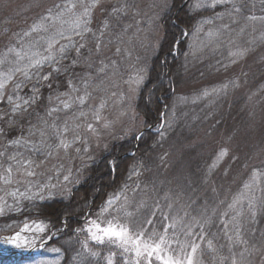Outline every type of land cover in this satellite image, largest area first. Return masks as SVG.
Here are the masks:
<instances>
[{
  "label": "trees",
  "instance_id": "trees-1",
  "mask_svg": "<svg viewBox=\"0 0 264 264\" xmlns=\"http://www.w3.org/2000/svg\"><path fill=\"white\" fill-rule=\"evenodd\" d=\"M99 1L50 0L35 16L18 20L19 25L22 24L19 27L0 30V59L5 57L7 48L22 46L27 50L29 43L40 39L43 34H33L20 45L17 44L18 35L28 30L48 9L66 2L76 3L73 11L82 13L84 6H92ZM121 1L125 0H115L116 5ZM184 1L171 0L169 9L159 16L158 21L164 33L162 44L158 53L151 61L148 60V71L135 103L136 112L148 127L160 123L159 118L163 115L164 128L158 132L147 131L138 141L137 147L136 138L118 140L99 160L84 163L80 169V184L68 199H53V202L45 205L39 201H25L22 202L24 209L6 215L0 222L3 231H12L32 221H43L55 230L64 228L63 219L68 220V225L37 259H9L5 264H57L58 261L59 264H80L76 257L82 247L75 230L84 225L83 220L89 211L99 207L107 196L124 189L125 182L129 188L123 191V195L135 187V182L140 186L148 185V188L140 190L139 209L135 210L134 215L144 220L155 213L157 229L163 223L162 214L186 220L198 213L210 216L211 220L204 225L205 242L201 244L203 261L205 264L231 263L230 259H221L230 256L228 235L232 234L233 223L230 221L233 213L227 204L234 197H242L246 204L249 195L253 197L257 208L264 204V175L258 174L255 180L252 175L254 171L264 173V64H260L264 58L256 62V58L260 57L258 49L264 44V0H226L215 8L209 6L212 0H191L186 7L181 8ZM64 19L70 20L71 13ZM98 22L96 24L94 19H89L91 32L85 36V47L80 50V54L73 47L68 53L69 58L60 62L61 66L72 67L73 71L56 73L52 72L51 67L45 66L42 73L52 72L49 80L38 82L33 79L20 90V96H31V85L38 83L39 100L19 117L16 126L9 127L0 120V126L8 132L5 135L7 140L24 138L39 142L42 139L39 127L45 123V114L48 115L57 97L60 98L70 89L69 80L73 82L78 78L79 70L87 74L93 69L88 62L93 55L91 49L96 48L94 44L102 40L106 23L103 20ZM59 29L60 23L52 25V30ZM209 32L216 35L209 38ZM185 33L188 34L184 38ZM256 35L258 39H255ZM74 40L76 46L82 42L79 37H74ZM61 43L68 41L61 40ZM242 58L248 61L241 66L240 72L226 79L218 78L232 60L240 62ZM73 59L77 61L74 66ZM10 66L6 62L0 65V71H6ZM214 78L219 82H215ZM21 79L22 74L17 73L6 85L5 100L7 95L15 94L14 84ZM206 79L208 83L198 84ZM212 89L217 91L213 92ZM206 90L208 96L203 95ZM11 107L0 102V112ZM12 115L9 111V117ZM255 115H258L260 122L255 125L257 141L254 145L228 150L225 147L216 149L207 143L219 133L232 132L234 135L235 130H241L251 121L247 120H253ZM233 123L236 127L231 126ZM30 132L34 135H30ZM197 138L199 141L196 142ZM194 141L196 144H191ZM222 150H226L227 154H244L235 160L233 170L227 166L223 172L220 171L224 157L217 161V156ZM130 153L133 155H128ZM30 154L35 160L40 157L35 153ZM255 155L259 158L253 162ZM112 161L118 165L114 173L110 169ZM133 172L137 174L129 178ZM234 180H237L236 186ZM245 184L250 185V188H245ZM222 221L228 223L227 230ZM235 224L257 246L264 240V212L258 211L255 219H252L245 210L236 218ZM252 232H255L254 237ZM208 239L213 241L212 249L207 247ZM56 247L61 249L59 254L50 250ZM90 247L100 251L102 256L107 255L104 247L91 244ZM239 250L233 249L237 253ZM117 260L119 262V257ZM85 264H105V261L89 257Z\"/></svg>",
  "mask_w": 264,
  "mask_h": 264
},
{
  "label": "snow or ice",
  "instance_id": "snow-or-ice-1",
  "mask_svg": "<svg viewBox=\"0 0 264 264\" xmlns=\"http://www.w3.org/2000/svg\"><path fill=\"white\" fill-rule=\"evenodd\" d=\"M226 0H212L209 5L215 8L218 4L225 3ZM173 6H175L173 4ZM199 7V5H197ZM76 3H65L64 5H55L54 9H48L46 14L41 16L38 21L34 22L28 30L24 31L22 35H18L17 44L20 45L25 38L31 37L33 34H43L39 40H35L28 44L27 50L22 46L9 47L6 49L5 57L0 59V65L9 63L11 66L6 71H0V102L4 105H11L8 110L0 112V120L9 127H14L18 123V119L32 107L34 103L39 100L37 93L39 92L38 83L32 84L30 88L31 96L22 97L19 95L20 90L27 87V82L37 79L49 80L52 72L59 73L63 71H73L72 67L68 65L61 66V61L68 59V53L71 48H75L77 54L85 47V36L91 32L89 25L91 6H84L83 12H74ZM238 10V9H237ZM71 13V19L65 20L64 17ZM60 23L59 30H52V25ZM216 34L209 32V38H213ZM74 37H79L82 41L76 46ZM61 40L68 41V43H61ZM57 45L59 47L57 48ZM99 44L97 45V49ZM119 51V49H117ZM241 55V53H236ZM11 57V59H9ZM77 63L73 59V66ZM51 67L52 72L42 73L45 67ZM21 73L23 79L14 84V95H7L5 100L4 89L6 85L13 80V77ZM83 79V78H81ZM137 83L139 81H136ZM225 88L227 85L224 86ZM69 88L73 91H78L76 85L69 80ZM87 85H85V95L79 96L77 99L80 104H84L87 96ZM216 92L217 89H212ZM64 95H67L65 93ZM208 96L209 92L206 90L203 93ZM59 99V97H57ZM195 103V100L193 101ZM63 109L68 110L72 107V100L69 98L66 101H61ZM104 105L101 104L100 108ZM59 109L53 107L48 115L56 112ZM9 111L13 114L9 117ZM97 123L100 122L99 112L96 113ZM109 124H104V127H109ZM171 125L169 124V127ZM55 129L54 138L50 137L51 142L41 139L39 142H32L21 139H11L9 147H23L29 153H35L36 156L46 155L51 156L52 152L58 149H63L67 152L73 144L79 139L68 140L66 134L69 131L65 125L61 131L60 126L53 122L50 125ZM89 131H95L92 124L88 126ZM164 128V124H160V129ZM34 135V133H29ZM161 131V135H163ZM8 135L7 130L0 126V136ZM40 135L43 137L44 132ZM139 139L141 137H134ZM58 141V143L56 142ZM86 150V149H85ZM79 151V149H77ZM227 155L226 150H222L218 156L217 161ZM0 156H5V153L0 152ZM10 161L15 162V171L19 172L23 169V175L26 177H35V167L38 166L35 160L30 156H25L23 153H15L8 156ZM215 167V163L213 165ZM118 168L115 161L110 162L111 173H114ZM5 174L0 175V180L6 185L13 183L14 167L10 163L5 169ZM135 172L130 173V177ZM264 175V173L253 172V180L257 175ZM69 176L65 175L64 180L67 181ZM138 187V186H137ZM245 188H250V185L245 184ZM129 185L125 182L124 189L111 196H107L103 203L94 211H89L84 218V226L76 229L77 232L86 234L85 240L82 242V251L77 253L76 259L80 264H85L89 257L103 259L105 264H202L204 252L201 244L205 242L204 225L208 224L211 217L204 213H198L197 216L190 219L183 217H174L171 215L162 214V225L160 229L155 226V213L150 218L140 220L135 217V209L126 210L127 196L123 195V191L128 189ZM12 203H9L4 197L0 196V215H3L6 210L19 209L21 199L24 200H39L43 201L45 196H54L55 193L49 190L47 184L34 183L31 180L25 186V190L21 191L16 188L10 192ZM245 204L242 197H234L232 202L227 204V208L232 211L233 215L231 221L233 228L232 234L228 235V247L230 256L223 259H230L231 264H252L249 257L255 253H260L262 256L260 264H264V240H261L259 246L254 240H250L241 232L239 227L235 224L236 218L245 210L249 213L252 219H255L257 212H264V204L259 208L253 203V197L249 195ZM223 203V202H222ZM215 212V209H213ZM227 215V213H224ZM224 222V221H222ZM68 220H62V226L67 227ZM224 227L228 229V223L224 222ZM33 233L31 240L24 233ZM46 232V225L43 221H33L32 225L25 223L18 231L11 235L0 237V246H10L16 249H29L35 244L37 236L43 241L46 238L43 234ZM251 235L254 237L255 232ZM209 249L213 248V241L208 239L206 241ZM101 246L108 249L106 256H102L98 250H93L90 247ZM234 248L240 249L237 253L233 251ZM52 252L59 254L61 249L56 247L50 249ZM119 257V262L117 258ZM59 264V261L57 262Z\"/></svg>",
  "mask_w": 264,
  "mask_h": 264
},
{
  "label": "rangeland",
  "instance_id": "rangeland-1",
  "mask_svg": "<svg viewBox=\"0 0 264 264\" xmlns=\"http://www.w3.org/2000/svg\"><path fill=\"white\" fill-rule=\"evenodd\" d=\"M48 2L50 0H0V30L7 27H11V29L19 27L22 24L19 25L20 21L18 20L35 16L40 8L49 4ZM170 3L171 0H125L120 2L123 5H116L115 0H100L98 4L89 5L93 8L90 11L89 19H94L96 24L101 20L106 22L103 27L102 40L99 41V48L97 49L98 44L95 43L96 48L91 49L93 55L88 62L93 69L89 70L87 74L82 70L77 72L78 78L73 83L78 91L69 89L66 92L67 95L64 93L56 102H53V107L59 110L52 112L49 116L45 114L46 117L43 120L45 123L39 127L41 132H44L42 139L45 141L51 142L50 137L54 138L55 136V129L50 127L53 122L60 126L61 131L65 125L67 126L69 131L66 138L68 140H74L76 137L79 139L67 152L58 149L53 151L51 156L42 154L35 160L25 148L9 147L11 139L7 140L5 136H0V152L5 153V156H0V175L5 174L4 169L10 163L14 167L11 185H6L0 180V196L12 203L9 193L16 188L24 191L26 184L31 180L34 183L47 184L49 190L55 193L51 197L46 195L43 201L36 200L41 204L51 203L53 199H68L72 191L80 184L78 183L82 176L80 169L84 163L96 162L111 150L113 143L137 137L141 131L148 127L144 123V119L136 112L135 103L148 71V60L151 61L160 50L164 33L158 19L161 13L169 9ZM110 29L111 33H109ZM255 39H258V35L255 36ZM258 53L260 57L256 58V62L264 58V44L259 47ZM247 61V58H242L240 62L232 60L229 67L218 78L226 79L233 73L240 72L241 66ZM260 64H264V60L260 61ZM80 77L83 79L79 80ZM214 81L219 82L216 78ZM202 83H208L207 79L198 84ZM85 85H87V96L85 103L81 105L77 97L85 95ZM69 98L72 100V107L64 110L61 101H66ZM101 104L104 105L103 108H100ZM97 112L100 115L99 123L95 118ZM159 119L160 123L155 125L154 132H157L160 129V124L163 123V117L161 116ZM249 120L251 121L245 124L241 130H235L234 135L232 132L219 133L207 143L216 149L225 147L228 150H232V148L238 150L243 145H254L257 141L255 125L260 122V118L255 115L253 120L248 119L247 122ZM106 123L110 126L104 127ZM89 124L93 125L94 132L88 130ZM231 126L236 127L234 123ZM195 141L197 142L199 139L197 138ZM195 141L191 144H196ZM56 142L58 143V141ZM15 153H23L36 161L38 166L34 169L35 177H26L23 175V169H20L19 172L15 171V162L8 159L9 155ZM233 153L227 154L222 160L221 172L227 166L233 170L235 160L244 156L242 153ZM258 158L259 156L255 155L252 161H257ZM65 175L69 176L67 181L64 180ZM236 181L233 182L235 186L237 185ZM142 186L135 182V187L124 194L127 196L126 210L139 209L140 190L148 188V185L143 184ZM25 201L29 200L21 199L18 210L15 206L13 209L6 210L3 215H0V220L12 212L24 209L22 202ZM77 234L82 244L86 234L83 232ZM30 249L0 246L2 251H13L20 255L27 254ZM39 251L40 249H36L34 253ZM261 259L260 253L249 257L252 264H260ZM0 264H5V262H0ZM32 264H42V262H33ZM202 264L205 262L202 261Z\"/></svg>",
  "mask_w": 264,
  "mask_h": 264
},
{
  "label": "bare ground",
  "instance_id": "bare-ground-1",
  "mask_svg": "<svg viewBox=\"0 0 264 264\" xmlns=\"http://www.w3.org/2000/svg\"><path fill=\"white\" fill-rule=\"evenodd\" d=\"M191 0H185L184 3L182 4V8L186 7ZM180 11V9L178 10V12Z\"/></svg>",
  "mask_w": 264,
  "mask_h": 264
},
{
  "label": "water",
  "instance_id": "water-1",
  "mask_svg": "<svg viewBox=\"0 0 264 264\" xmlns=\"http://www.w3.org/2000/svg\"><path fill=\"white\" fill-rule=\"evenodd\" d=\"M143 133V132H142Z\"/></svg>",
  "mask_w": 264,
  "mask_h": 264
}]
</instances>
